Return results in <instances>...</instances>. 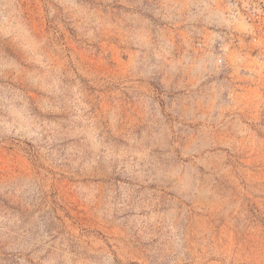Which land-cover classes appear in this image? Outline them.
Instances as JSON below:
<instances>
[{
  "label": "rangeland",
  "instance_id": "374dc122",
  "mask_svg": "<svg viewBox=\"0 0 264 264\" xmlns=\"http://www.w3.org/2000/svg\"><path fill=\"white\" fill-rule=\"evenodd\" d=\"M0 264H264V0H0Z\"/></svg>",
  "mask_w": 264,
  "mask_h": 264
}]
</instances>
